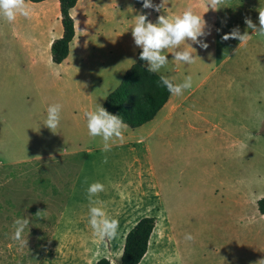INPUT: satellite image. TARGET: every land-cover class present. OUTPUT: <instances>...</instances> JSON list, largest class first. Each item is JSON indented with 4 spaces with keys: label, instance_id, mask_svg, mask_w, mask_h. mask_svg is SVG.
<instances>
[{
    "label": "crops",
    "instance_id": "1",
    "mask_svg": "<svg viewBox=\"0 0 264 264\" xmlns=\"http://www.w3.org/2000/svg\"><path fill=\"white\" fill-rule=\"evenodd\" d=\"M27 3L32 9L31 18L18 17L13 23L0 18V168L38 160V175L41 178V175L50 174V165L55 167L65 164L83 168L87 165L85 163L89 155L101 151L102 140L89 135L84 112L102 105L106 95L119 84L103 88L106 80L112 78L114 81L116 78L118 64V80L121 81L132 62L123 72V4L120 0L76 1L70 9L75 35L70 42L68 55L60 63L53 62L50 53L51 42L63 32L59 0H27ZM189 7L197 14L204 15L207 30L210 31V35L206 36L210 40L209 47L203 49L193 44L196 61L191 65L172 60L173 50L169 49L166 53L169 55V63L158 74L176 83L191 75L192 88L181 96L170 94L152 120L136 128L127 126L123 139L112 147L129 145L130 140L137 138L138 141L143 134L146 138L150 137L160 127L163 136L167 137L176 133L185 136L191 132L204 133L210 130V133L218 130L222 138H227L228 150L232 152L231 167H235L233 149L244 150L252 146V129L258 139H264V94L249 106L245 125L236 136L228 134L212 119L219 116L218 112L222 108L225 111V108L234 103L232 97L229 99L228 89L229 85L230 88L233 86L232 65L235 54L243 51L250 56L255 52L257 43L264 50V37L252 35L249 41L240 44L238 39L224 41L222 36L236 27L241 33L247 31L251 34L252 30L245 24V17H250L259 27L257 9H264V0H224L219 10L209 8L208 0H199L190 5L180 3L176 9L171 6L164 7L159 12L151 9V18L159 14L181 15ZM185 46L190 47L187 43L181 47ZM136 49L137 47L134 54ZM203 57L205 60L214 58L213 64L204 70ZM210 79L211 85L208 84ZM55 103L63 105L57 133L43 125L47 107ZM185 139L183 146L187 148L190 140ZM72 161L79 165L72 164ZM155 175L154 163L147 159L139 168L132 184L138 183L140 191L154 189L158 204L152 207L146 202L141 208L143 211L132 222L120 224L119 234L122 235L104 242L107 248H117L119 245L123 248L125 234L135 222L143 216L155 215V227L162 218L163 237L161 244L159 242V254L154 257L158 259L161 255L162 264H172L175 257L179 258V264H264L261 253L256 254L255 250L256 255L249 258L242 255L247 252L243 246L235 248L229 243L208 245L200 241L204 232H216L219 226L232 234H258L264 228V215L257 207V200L264 196L263 190L257 192L253 182L241 184L231 176L230 180L219 184L224 191H230V188L239 191L161 197L157 187L151 184ZM183 175L184 171H181L180 176ZM75 182L76 176L53 178L44 189L38 182V197L34 198L31 208H24L33 213L36 236L38 217H55L54 232L59 219L70 215L66 206L53 210L48 202L69 200L68 195ZM144 184H148V187ZM239 185L243 187L240 188ZM23 197L33 200L34 196ZM109 212L107 211L108 215H111L112 212ZM119 215L125 219L131 216H126L122 210ZM84 224V227L91 230L86 221ZM177 226L185 235L184 241L172 239V232ZM188 235L194 239H186ZM76 239L77 242L87 240L89 245L84 235ZM261 247L264 251V246ZM36 248L38 249V245ZM120 255L121 253L116 258L120 259ZM102 257L108 258L112 264L110 255ZM154 257L151 262L156 261ZM34 264H38V253Z\"/></svg>",
    "mask_w": 264,
    "mask_h": 264
},
{
    "label": "rangeland",
    "instance_id": "2",
    "mask_svg": "<svg viewBox=\"0 0 264 264\" xmlns=\"http://www.w3.org/2000/svg\"><path fill=\"white\" fill-rule=\"evenodd\" d=\"M120 1L123 4V60L121 68L124 72L128 64L135 61L136 52L140 49L137 47L134 54L136 46L131 34V27L134 25L136 16L141 13H149L148 19L156 22L161 14L151 18V9L143 8V4H137L135 0ZM198 1L165 0L164 7L171 6L176 9L180 3L190 5ZM153 3L160 4L162 0H153ZM201 39L210 44L209 37ZM257 42H259L258 39ZM257 44L255 52L250 56L245 55L243 51L240 54H235L232 65L233 86L230 88L229 85L228 89L229 99L232 97L234 103L225 108V111L222 108L218 112L219 116H214L215 119H212L217 121L219 127L228 134L234 136L243 129L245 119L249 114V106L264 94V50L260 43ZM202 59L203 70L208 69L214 62L213 57H209L208 60H205L204 57ZM119 71L118 64L116 78L114 81L111 80L112 78L106 80L103 88H110L119 83ZM208 84L211 85V79ZM209 131L191 132L185 136L176 133L167 137L163 136L160 127L150 137L146 138L143 134L138 141L137 138L130 140L129 145L112 147L109 152L97 151V153L89 155L85 163L87 165L83 168L76 165L65 166L62 164L55 167L50 165L48 167L50 174H47L48 176L41 175V178L38 175V160L0 168V264H34L37 253L38 264H94L96 259L105 254L110 255L114 264H117L119 259L116 257L121 253L122 247L119 245L117 248H107L104 243L107 241L99 240L90 232L91 230L83 226L84 222L86 221L87 224L89 219L87 188L96 181L103 183L105 191L99 193L94 199L103 201L106 211L112 212L110 216L117 218L119 224H129L143 211L141 208L146 202L152 207L158 204L154 189L145 188L146 190L140 191L138 183L132 184L136 180L139 168L147 159L154 163L156 175L151 180V184L157 187L161 197L239 191L232 188L230 191H224L219 184L221 181L230 180L231 176L237 178L241 184L253 182L257 192L258 190L264 191V139H258L252 129L250 132L252 146L244 150L234 148L233 163L235 167H231L232 152L228 150L227 138H222L218 130H212L210 133ZM185 138L190 140L187 148L183 146ZM28 155L30 154H26V156ZM80 156L83 157V154ZM72 164L79 165L73 161ZM181 171H184L183 176H180ZM66 176H76V182L68 195L69 200L48 203L53 210L66 206L70 215L59 219V224L54 232L55 217H38V236H36L33 213L24 210V208L26 206L31 208L35 202L34 198L38 197V182L44 189L50 179H60ZM144 186L148 187V184H144ZM239 187L242 188L243 185H239ZM142 194L144 195L142 196ZM25 195L34 196L33 200L23 197ZM121 210L126 216L128 214L131 216L127 219L121 217L119 215ZM22 218L30 220L29 226L24 231V238L28 240L27 246L24 247L12 239L15 231L14 222ZM161 224L162 218L159 219V224L150 237L147 252L139 264H162L161 255L158 258L159 261L154 257L159 252V242L161 244L163 237ZM218 229L216 232H204L200 241L208 245L229 243L233 244L235 248L243 246L247 252H242V255L245 254L244 256L250 258L261 253L264 263V251L261 247V245L264 246V228L258 234L251 236L246 233L232 234L224 231V227L221 226ZM172 234L174 235L173 240H185V235L178 226ZM82 235L88 239L90 246L86 242L87 240L82 241L83 243L77 242L76 237ZM120 235L122 234H118V236ZM153 257L156 261L151 262ZM172 264H179V258L175 257Z\"/></svg>",
    "mask_w": 264,
    "mask_h": 264
},
{
    "label": "clouds",
    "instance_id": "3",
    "mask_svg": "<svg viewBox=\"0 0 264 264\" xmlns=\"http://www.w3.org/2000/svg\"><path fill=\"white\" fill-rule=\"evenodd\" d=\"M143 8L160 11L164 8L165 0L160 4H154L153 0H142ZM224 0H208V7L212 10L222 8ZM259 27L250 17H245V24L251 29V34L245 31L241 33L238 27L222 36V40L238 39L240 44L249 41L252 35L264 37V9L258 8ZM32 9L27 0H0V18L8 23H13L18 17L26 19L31 18ZM149 13H141L136 16L134 25L131 27V34L135 46L142 49L139 59L142 60L150 73H160L169 63V49H172V60L178 63L191 65L196 61V55L192 45H199L203 49L209 47L202 37L210 35L207 30V22L204 15L197 14L191 7L186 9L181 15L169 16L161 14L156 22L148 19ZM190 47H181L185 44ZM159 83L165 87L168 92L175 96H181L186 90L193 86V77L188 75L182 82L176 83L172 79L161 75ZM63 105L60 103L51 104L47 107V116L43 125L49 128L53 133L61 123V112ZM84 115L87 120L89 135L93 138L100 137L102 140L101 151L109 152L112 146L123 139L127 124L120 114L109 112L102 105H97L94 110H86ZM105 191V185L99 181L93 182L87 188L89 200V219L88 224L92 233L101 241H110L117 238L119 234V220L108 215L104 202L94 199L99 193ZM40 212L36 215L38 216ZM15 231L12 236L21 247L27 246L28 240L24 238V231L29 226L30 220L27 218L17 219L15 222ZM186 239H194L188 235Z\"/></svg>",
    "mask_w": 264,
    "mask_h": 264
},
{
    "label": "trees",
    "instance_id": "4",
    "mask_svg": "<svg viewBox=\"0 0 264 264\" xmlns=\"http://www.w3.org/2000/svg\"><path fill=\"white\" fill-rule=\"evenodd\" d=\"M76 1L59 0L63 32L50 45L51 58L55 63H60L66 58L70 42L75 35L70 9ZM135 1L142 4V0ZM141 51L142 49H138L135 62L124 72L119 84L106 95L102 104L109 112L120 114L130 128L139 127L152 120L170 95L168 90L159 83L161 75L150 73L145 63L139 59ZM257 207L264 215V196L257 200ZM155 221V216H143L126 232L119 264L140 263L147 252ZM111 261L114 264L113 260ZM94 264H110V260L100 257Z\"/></svg>",
    "mask_w": 264,
    "mask_h": 264
}]
</instances>
